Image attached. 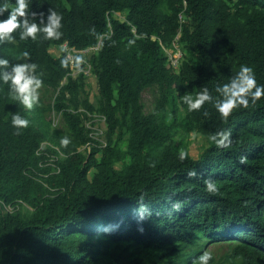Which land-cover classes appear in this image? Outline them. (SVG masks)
Instances as JSON below:
<instances>
[{"label": "trees", "instance_id": "obj_1", "mask_svg": "<svg viewBox=\"0 0 264 264\" xmlns=\"http://www.w3.org/2000/svg\"><path fill=\"white\" fill-rule=\"evenodd\" d=\"M29 7L60 13L63 35L20 40L18 29L15 43L0 44V57L35 63L43 80L31 111L0 83V264H193L219 243L228 252L212 253L210 264H264V98L227 121L211 103L188 112L180 99L205 87L217 96L240 65L264 85V0H29ZM100 42L88 65L96 105L85 73L75 78L67 54L55 57L51 48ZM176 43L185 55L178 73L166 54ZM16 113L27 128L11 125ZM95 115L105 119V144L89 126ZM221 130L231 132L226 148L211 139ZM192 133L207 143L199 159L190 153ZM208 180L216 192L206 190Z\"/></svg>", "mask_w": 264, "mask_h": 264}, {"label": "clouds", "instance_id": "obj_2", "mask_svg": "<svg viewBox=\"0 0 264 264\" xmlns=\"http://www.w3.org/2000/svg\"><path fill=\"white\" fill-rule=\"evenodd\" d=\"M117 16L121 17L119 14ZM62 21L63 16L55 10L48 9L46 13L30 10L29 0H14V2L12 0H0V44L15 43L16 35L14 33H17L18 29L20 30L18 32L20 40L31 39L35 41L38 38L60 40L63 35L61 31ZM64 46L76 52L87 51H78L68 45ZM97 47L100 49L101 42ZM98 51L94 52L97 53ZM28 55L27 52L24 53L25 58ZM77 59L79 60V58ZM62 63L65 66L67 64L66 61ZM37 67L35 63H11L8 59L0 57V83L7 85L13 98L29 111L39 105V89L43 86V80L37 74ZM175 71L179 72V70ZM215 92L218 95L214 97L209 89L205 87L196 93L195 97L188 94L181 96L180 99L187 105L188 112L199 111L206 103H211L219 113L220 118L227 121L235 110L247 109L250 104L255 105L264 98V85L258 84L254 69L251 66L240 65L239 71L227 83L222 86L217 85ZM29 123L28 119L23 118L18 113L11 116V125L17 130L27 128ZM230 137V131L221 130L214 133L211 139L217 147L226 148L231 143ZM69 143L70 140L67 137L61 140L62 146L66 147ZM187 155L186 152H181L180 160L186 159ZM196 175L195 171L189 172V176ZM205 187L209 193H214L217 190L211 180L205 182ZM147 217V208L140 204L137 211L138 221H143ZM140 231H143V229H140ZM212 261V253L204 251L195 258L193 264H210Z\"/></svg>", "mask_w": 264, "mask_h": 264}, {"label": "rangeland", "instance_id": "obj_3", "mask_svg": "<svg viewBox=\"0 0 264 264\" xmlns=\"http://www.w3.org/2000/svg\"><path fill=\"white\" fill-rule=\"evenodd\" d=\"M174 52L175 53H171V57L173 61L175 62L178 61L179 63H182V61L185 58V55L179 44L177 45V48ZM51 53L55 57H59L63 53H66L68 56L72 58V60L74 61V66H75L73 76L77 78L81 72L85 73V75L88 77L87 91H88L89 97L91 101L97 105L98 100H99V87H98L95 76L91 74L90 67L88 66L89 59H91L92 55H94L95 52L94 51L75 52L74 50H71L68 47L63 46V47H52ZM77 58H79V60ZM153 101L154 99H153L152 94L150 92H146L144 94V103H145L147 111H150L152 109ZM181 116L183 117L182 112H181ZM89 126L95 132V139L101 142V144H105L106 143L105 141L106 124H105L103 117L100 115H95L93 117V120L89 122ZM188 143H189L191 155L195 157L196 159H199L202 153L204 152V149L207 147V143L205 139L199 134L192 133L188 139ZM210 251H212L216 259H219L228 252V246L226 243H219L211 247Z\"/></svg>", "mask_w": 264, "mask_h": 264}, {"label": "built area", "instance_id": "obj_4", "mask_svg": "<svg viewBox=\"0 0 264 264\" xmlns=\"http://www.w3.org/2000/svg\"><path fill=\"white\" fill-rule=\"evenodd\" d=\"M177 43L176 44H174V48L173 49H170V50H166V52H167V55H168V57H169V65L174 69V70H179V68H180V63L178 62V61H173V59H172V57H171V53H175L174 51L176 50V48H177ZM99 50V47H97V48H93V49H91V50H87L86 52H88V51H98ZM75 51V50H74ZM76 52V51H75ZM68 58L71 60V62L72 63H74V61L72 60V58L70 57V56H68ZM104 119V118H103ZM104 121H105V119H104ZM87 148V147H86ZM86 148H84V150L86 149ZM8 211L10 210V208H6Z\"/></svg>", "mask_w": 264, "mask_h": 264}]
</instances>
